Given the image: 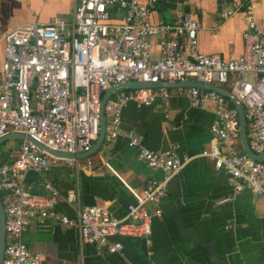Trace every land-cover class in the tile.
<instances>
[{
	"label": "built area",
	"instance_id": "1",
	"mask_svg": "<svg viewBox=\"0 0 264 264\" xmlns=\"http://www.w3.org/2000/svg\"><path fill=\"white\" fill-rule=\"evenodd\" d=\"M254 1L249 0L244 8L243 53L227 61L199 51L200 26L192 13L178 12L171 26L154 24L151 11L155 0H75L71 22H28L4 35L0 138L14 133L30 141L24 139L14 151L0 153L5 230L2 264H42V255L30 250L23 240L33 218L74 226L82 243L109 253L122 251L121 238L151 235L152 218L161 215L160 204L167 197L170 181L189 161L181 160L174 151L156 153L147 149L139 136H129L127 145L135 150L136 160L159 176L137 191L116 175L134 200L121 217L93 205L76 209L71 219L58 208L74 204L75 192L63 193L43 178L37 182L27 179L30 173L42 177L60 162L76 173L93 171L90 159L84 164L79 159H60L38 145L63 154L88 153L100 131V100L114 85L189 80L224 88L230 83L228 92L243 108L248 146L255 155L264 154V26L258 23ZM116 7L122 11L120 21L111 19ZM238 9L233 5L225 16ZM152 37H158L160 55L156 60L151 56ZM246 75L252 78L247 80ZM185 96L192 108L205 110L209 103L215 105L209 128L212 142L200 155L216 171L229 175L235 192L249 191L264 199V161L240 152L235 107L209 89L190 87ZM169 98L165 87L115 92L103 108V143L109 145L120 135L121 114L130 103L150 107ZM164 118L169 120L170 115L165 113ZM35 184L42 193L34 189ZM149 205L154 206L153 211Z\"/></svg>",
	"mask_w": 264,
	"mask_h": 264
},
{
	"label": "crops",
	"instance_id": "2",
	"mask_svg": "<svg viewBox=\"0 0 264 264\" xmlns=\"http://www.w3.org/2000/svg\"><path fill=\"white\" fill-rule=\"evenodd\" d=\"M248 2L155 0L151 20L171 26L178 12L192 13L200 26L199 51L227 61L243 53L244 8ZM252 4L259 25L264 26V0ZM233 5L239 9L225 16ZM74 8L75 0H0V69L2 39L8 31L28 22H71ZM121 16L118 7L112 10V21H120ZM159 55L158 37H152V59ZM186 89L170 88V98L164 103L150 107L130 103L123 109L120 135L87 157L93 163L92 172L76 173L60 162L42 177L27 175L29 181L43 178L63 193L75 192L74 204H61L58 208L71 219L75 218L76 209L93 205L121 217L134 200L117 176L128 185L133 183L137 191L150 178L159 176L136 160L135 150L127 145L129 136H139L150 151H174L181 160H189L170 181L167 197L160 204L161 215L152 218L151 235L119 239L123 246L119 253L82 243L74 226L33 218L23 240L30 250L42 255V264H264V199L249 191L235 192L229 175L216 171L200 155L212 142L209 128L215 105L209 103L205 110L192 108ZM165 113L170 115L169 120H165ZM85 161L79 159L81 164ZM34 189L43 192L37 184ZM148 208L153 211L154 206Z\"/></svg>",
	"mask_w": 264,
	"mask_h": 264
},
{
	"label": "water",
	"instance_id": "3",
	"mask_svg": "<svg viewBox=\"0 0 264 264\" xmlns=\"http://www.w3.org/2000/svg\"><path fill=\"white\" fill-rule=\"evenodd\" d=\"M150 87H165V88H190V87H197L200 89H209L218 92L219 94L226 97L229 102L235 107V109L238 112V120H239V139L241 143V147L243 152L253 158L256 161H264V154L263 155H255L251 152L248 141H247V131H246V121L244 117V112L241 104L237 101L235 97H233L226 89L221 88L219 86L215 85H206L201 84L193 81H184V82H176V83H169V82H159L158 84H148V83H138V82H130L122 85H114L110 87L102 96L100 100V106H99V121H100V131L99 135L93 144L91 150L88 153H82L77 155L72 154H63L51 151L41 145H38V147L47 152L50 155H53L60 159H86L90 155L96 153L98 149L103 144V138H104V131H105V120L103 115V108L104 105L109 97H111L115 92L119 90L124 89H138V88H150ZM9 139H17V140H29L28 138H25L22 134H14L9 133L3 138H0V144L9 140ZM30 141V140H29ZM132 188H136V186L133 183H130L129 185ZM4 238H5V230H4V213H3V207L0 199V264H2V258H3V250H4Z\"/></svg>",
	"mask_w": 264,
	"mask_h": 264
},
{
	"label": "rangeland",
	"instance_id": "4",
	"mask_svg": "<svg viewBox=\"0 0 264 264\" xmlns=\"http://www.w3.org/2000/svg\"><path fill=\"white\" fill-rule=\"evenodd\" d=\"M70 20H73V17L70 19ZM250 78V75H246V79L248 80ZM21 140H17V139H9L3 143L0 144V153H2V156L3 154H6L7 152H12L14 151L18 145L20 144ZM0 156V159L1 157ZM74 170V168H73ZM260 199V197H259Z\"/></svg>",
	"mask_w": 264,
	"mask_h": 264
},
{
	"label": "trees",
	"instance_id": "5",
	"mask_svg": "<svg viewBox=\"0 0 264 264\" xmlns=\"http://www.w3.org/2000/svg\"><path fill=\"white\" fill-rule=\"evenodd\" d=\"M230 87H231V84L229 83L228 85L224 86V88L227 90V91H230ZM239 150L240 152H242V149L239 147ZM119 217V216H118Z\"/></svg>",
	"mask_w": 264,
	"mask_h": 264
}]
</instances>
